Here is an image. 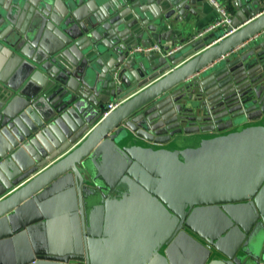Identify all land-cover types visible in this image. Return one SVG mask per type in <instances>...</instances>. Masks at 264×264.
Returning a JSON list of instances; mask_svg holds the SVG:
<instances>
[{
	"label": "water",
	"instance_id": "95a60500",
	"mask_svg": "<svg viewBox=\"0 0 264 264\" xmlns=\"http://www.w3.org/2000/svg\"><path fill=\"white\" fill-rule=\"evenodd\" d=\"M206 4L0 0V264H264V0L169 54Z\"/></svg>",
	"mask_w": 264,
	"mask_h": 264
},
{
	"label": "crops",
	"instance_id": "0c3cea01",
	"mask_svg": "<svg viewBox=\"0 0 264 264\" xmlns=\"http://www.w3.org/2000/svg\"><path fill=\"white\" fill-rule=\"evenodd\" d=\"M205 1L207 2V4L205 5L204 9L202 6L195 7L197 11L196 14L190 13L182 21L177 18H171L168 20V24L169 26H171L170 28L172 31L164 40H167L168 42H174L175 38H178L177 41H179H175L177 43H175L172 47L177 46L178 44H182L180 42L182 38H187V40H189L191 36L198 35L199 32L204 30L206 27H208L218 19L219 13L217 9L209 0ZM220 1L226 3L228 8L230 9L229 5L231 3V0ZM17 54L18 52L8 53L0 50V75L5 74L7 77H13V75L17 73L20 65L22 64V62L16 57ZM55 231L57 233V229H55Z\"/></svg>",
	"mask_w": 264,
	"mask_h": 264
},
{
	"label": "built area",
	"instance_id": "2783aa9c",
	"mask_svg": "<svg viewBox=\"0 0 264 264\" xmlns=\"http://www.w3.org/2000/svg\"><path fill=\"white\" fill-rule=\"evenodd\" d=\"M214 7L217 9L219 13L218 19L210 24L208 27H206L204 30L199 32L198 36H202L208 32L214 31L219 28H223L224 32L218 37L217 40H221L224 37L228 36L229 34L235 32L238 27H229L231 24V18H232V11L228 8V6L224 3L221 2L220 0H209ZM182 45H177L174 47H171L169 50V54L174 52L175 50L181 48ZM154 49H160L159 44L155 43L152 45H137L133 51L134 52H147V51H152ZM123 102L122 99H113L107 104V108L103 112V116L108 115L111 111H113L117 106H119Z\"/></svg>",
	"mask_w": 264,
	"mask_h": 264
}]
</instances>
